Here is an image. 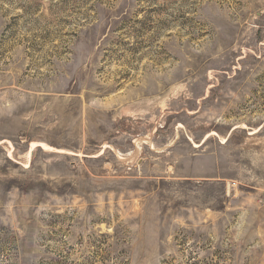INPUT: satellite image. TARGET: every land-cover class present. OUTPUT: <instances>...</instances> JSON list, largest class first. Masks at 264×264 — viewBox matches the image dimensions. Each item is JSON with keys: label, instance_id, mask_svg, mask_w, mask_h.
Segmentation results:
<instances>
[{"label": "rangeland", "instance_id": "obj_1", "mask_svg": "<svg viewBox=\"0 0 264 264\" xmlns=\"http://www.w3.org/2000/svg\"><path fill=\"white\" fill-rule=\"evenodd\" d=\"M0 264H264V0H0Z\"/></svg>", "mask_w": 264, "mask_h": 264}]
</instances>
